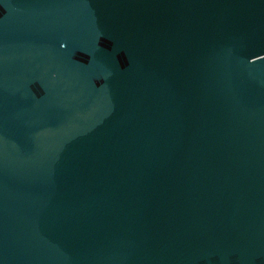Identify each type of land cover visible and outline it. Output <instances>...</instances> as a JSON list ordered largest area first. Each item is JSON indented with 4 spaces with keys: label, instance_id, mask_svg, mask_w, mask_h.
<instances>
[{
    "label": "water",
    "instance_id": "water-1",
    "mask_svg": "<svg viewBox=\"0 0 264 264\" xmlns=\"http://www.w3.org/2000/svg\"><path fill=\"white\" fill-rule=\"evenodd\" d=\"M0 264H264V0H0Z\"/></svg>",
    "mask_w": 264,
    "mask_h": 264
}]
</instances>
